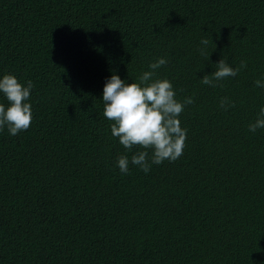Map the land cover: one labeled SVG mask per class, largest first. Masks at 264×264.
Returning <instances> with one entry per match:
<instances>
[{"label": "trees", "instance_id": "obj_1", "mask_svg": "<svg viewBox=\"0 0 264 264\" xmlns=\"http://www.w3.org/2000/svg\"><path fill=\"white\" fill-rule=\"evenodd\" d=\"M160 57L154 79L194 97L186 146L123 175L144 149L112 136L104 85ZM221 59L247 67L203 85ZM7 73L34 83L33 120L0 131V264H264V0H0Z\"/></svg>", "mask_w": 264, "mask_h": 264}, {"label": "clouds", "instance_id": "obj_2", "mask_svg": "<svg viewBox=\"0 0 264 264\" xmlns=\"http://www.w3.org/2000/svg\"><path fill=\"white\" fill-rule=\"evenodd\" d=\"M200 43L204 46L200 48V54L206 56L210 41L202 38ZM167 63L165 57L150 62L149 70L138 77V82H126L114 72L104 85L103 115L112 121V136L119 138V143L128 151H132L134 147L144 149L137 151L130 160L126 155L118 158V167L123 175L129 173L130 163L148 173L153 164L159 165L165 160L176 161L183 155L187 130L181 126L179 116L186 105L195 101L191 96L179 101L169 79H154L157 70ZM246 67L247 61L242 60L234 68L221 59L217 63V69L204 75L201 83L210 87H223L221 81L236 77ZM254 86L264 88V81L257 79ZM33 87L31 80L25 85L12 73L0 78V93L8 101L7 106L0 103V131L7 127L8 132L16 136L30 128L33 110L29 101ZM219 106L227 111L235 106V102L222 97ZM248 129L252 133L264 129V107L260 108L256 120L249 124Z\"/></svg>", "mask_w": 264, "mask_h": 264}]
</instances>
